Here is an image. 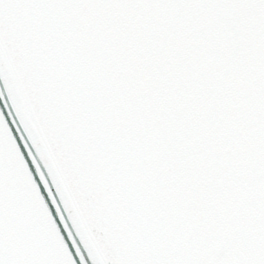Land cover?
<instances>
[{
  "label": "snow or ice",
  "instance_id": "6c2138e0",
  "mask_svg": "<svg viewBox=\"0 0 264 264\" xmlns=\"http://www.w3.org/2000/svg\"><path fill=\"white\" fill-rule=\"evenodd\" d=\"M0 264H264V0H0Z\"/></svg>",
  "mask_w": 264,
  "mask_h": 264
}]
</instances>
